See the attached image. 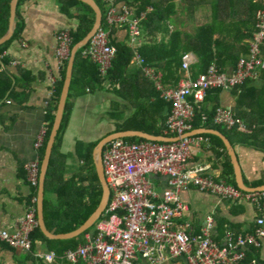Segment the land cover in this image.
<instances>
[{
	"label": "crops",
	"instance_id": "0c3cea01",
	"mask_svg": "<svg viewBox=\"0 0 264 264\" xmlns=\"http://www.w3.org/2000/svg\"><path fill=\"white\" fill-rule=\"evenodd\" d=\"M133 1V6H128L135 15L137 17L144 15L139 24V38L132 44L125 27H114L110 31V42L121 43L132 53L130 64L125 69L126 87L120 86L119 83L113 84L108 75L102 77L99 72L98 80L101 79L102 82H96L91 77L89 83L91 85L85 89H76L71 97L72 109L59 147V152L66 158L64 166L66 179L78 173L86 176L91 171H96L94 149L109 134L133 131L154 137L172 138L165 134V129L164 135L161 136L120 129L135 113L136 105L151 100L149 96L152 94V87H155L164 101L155 83L143 74L135 60V55L140 56L138 52L142 46L167 44L173 33L195 38L201 29H209L214 32V40L222 42L220 52L223 55L219 62L223 63L224 67L219 69L232 73L236 67L232 60H240L247 54V44L254 26V14L251 10L254 6L260 7L258 10L264 9V0H146L148 7L140 13L137 9L141 0ZM122 5L124 2L117 1L118 7ZM155 7L166 10L171 17L164 25L163 33H155L152 28L145 33L141 25ZM105 9L104 5V13ZM17 11L24 21V30L18 39L12 41L8 50L0 54V59L7 58L8 62L2 67L7 69L13 79L11 94L0 104V230L10 233L19 231V220L26 215L35 191L27 179L24 166L37 157L34 143L43 126L46 127L45 115L51 105L53 85L60 76L61 67L55 58L56 36L62 31L73 32L78 26L76 10L71 9L68 15L63 14L56 0H22ZM104 13L102 12L103 17ZM193 46L196 51L197 46L194 44ZM184 47L188 48V42ZM262 49L264 50V46ZM184 54H191L194 57L190 75L195 77L201 74L200 59L196 52ZM262 56L264 59V52ZM148 67L161 75L166 87H174L165 84L161 69ZM180 71L182 78L184 72L182 69ZM218 97V108L234 109L233 112L246 123L248 130L250 128L257 130L256 147L240 142V134L244 131L231 133V139L224 134L238 157L243 183L249 188H255L253 183L264 181V152L260 149L264 146V71L236 93L233 90H222ZM214 98V93L209 94L203 107L211 109L215 105ZM103 118L110 124L109 128L103 127ZM203 129L209 128L201 124L194 130V134L205 135L210 142L193 148L188 168L207 167L208 173L217 181H224L222 177L224 164L229 156L228 151L226 149L225 152L207 133H202ZM128 138H137L129 142L152 141L140 137ZM41 149L38 154L42 164ZM229 160L231 162V158ZM150 180L153 181L154 189L158 193H162L167 187L165 177L150 176ZM44 199L53 202V193L44 192ZM181 200L189 208V212L180 220V224L186 227L188 233L201 232L209 216L214 218L213 238L219 244L224 243L228 232L252 234L256 229L257 213L248 203L224 201L211 193L200 191L195 186L183 191ZM37 248L48 251L42 243L38 244ZM249 254L252 255L250 264L264 263V239L260 241L258 247L248 248L246 255ZM0 264L49 263L22 249L9 250L0 244ZM51 264H62V260L56 257ZM135 264L148 263L138 258ZM163 264L188 263L181 257Z\"/></svg>",
	"mask_w": 264,
	"mask_h": 264
},
{
	"label": "built area",
	"instance_id": "2783aa9c",
	"mask_svg": "<svg viewBox=\"0 0 264 264\" xmlns=\"http://www.w3.org/2000/svg\"><path fill=\"white\" fill-rule=\"evenodd\" d=\"M106 6L104 23L90 38L82 55L97 64L100 75L106 77L116 50L110 45V31L125 27L129 39L139 38V24L144 15L137 17L124 3L102 0ZM264 9L255 13V27L247 44V55L241 58L232 73L211 65L197 77L190 75L194 63L191 54L181 57L184 72L175 87H166L159 73L144 64L140 56L135 60L143 74L152 79L164 101L172 111L165 124V134L174 141L129 142L123 138L111 140L103 149L104 177L109 189L107 207L96 225L95 234H86L84 242L64 253L66 264H135L138 258L148 264H163L183 257L188 264H245L248 248L258 247L264 239V190L242 191L232 184L217 181L207 167L188 168L193 148L209 143L202 134H190L194 129L196 108L201 109L210 90H235L247 81L257 79L264 71ZM72 39L68 31L56 36L55 58L61 67L71 53ZM10 104V103H9ZM205 123L208 118L203 116ZM212 123L226 130L247 132L246 123L230 108H217ZM46 127L43 126L34 143L37 157L25 164L24 169L35 196L24 217L19 220L16 233L0 230V240L15 249H22L46 263H53L56 254L37 248L31 234L39 228L38 201L41 161L38 151L43 147ZM147 176H161L167 180L162 193L155 191ZM190 186L233 203L245 202L257 213L256 229L252 234L228 232L223 244L213 238L215 221L206 218L201 232L191 234L180 220L189 208L181 200V193ZM35 245V250H34Z\"/></svg>",
	"mask_w": 264,
	"mask_h": 264
},
{
	"label": "trees",
	"instance_id": "16d2710c",
	"mask_svg": "<svg viewBox=\"0 0 264 264\" xmlns=\"http://www.w3.org/2000/svg\"><path fill=\"white\" fill-rule=\"evenodd\" d=\"M21 1L22 0L18 2V7ZM56 1L59 3L60 10L63 14L68 15L71 9H75L77 12L76 19L78 21V26L73 32H70L73 48L87 36L91 29H93L95 24V12L80 0ZM94 1L104 13L103 1ZM116 1L124 2L126 5L131 6H133L134 3L133 0ZM11 2L12 0H0V40L7 34L9 30ZM147 7V1L141 0L137 11L142 13L147 9ZM258 9H260L258 6H254L253 10L250 9L254 14V26L249 40H251L254 33L255 13ZM170 17L171 14L166 10H160L155 7L153 12L146 16V20L141 25L143 32L146 33L149 28H152L155 33H163L164 25L168 19H170ZM16 21L17 24L13 37L9 42L0 46V54H3L6 50H8L12 41L18 39L24 30V21L22 20L18 11L16 12ZM186 42H188V48L184 47ZM193 44L197 46L196 51ZM221 44L222 42L219 40H214V32L209 29H201L195 38L191 36L182 37L180 33H173L167 44L144 45L140 48L138 53L144 60L145 65L156 67L163 71L165 84L175 87L181 78V56L186 52L194 51L199 56L201 73L206 72V70L214 63L218 68H223V63L221 64L219 62L223 55L220 52ZM110 45L115 48L116 55L108 72V79L113 84L119 83L120 86L126 87L127 78L125 75V69L130 64L132 53L125 45L121 43L111 41ZM83 50L84 48L78 50L74 56L71 81L63 116L54 139L44 180V192H52L54 195V201L50 202L46 199L43 200V221L47 231L54 235L69 233L77 229L79 226H82L86 220L98 209L103 197V188L95 170L91 171L90 174L86 176L78 173L70 178H64V166L66 158L62 153L59 152L63 133L66 129L72 109V103L70 101L73 93H75L76 89H85L87 86H90L91 84L89 85V83L91 77H93V80L96 82H102L101 79L98 80L100 77L98 66L94 63H91L82 55ZM262 52H264V50ZM232 61L236 66L239 59H233ZM7 62L8 60L6 57L0 59V104L5 100L6 97H8L9 94H11L10 92H12L13 79L11 78L7 69L2 67ZM66 64L67 62H64V64L61 66L59 71V79L54 82L51 105L45 115L46 135L43 141V147L41 149V158L44 155V149L56 113L59 95L65 77ZM248 82L249 81L245 82L241 87H238L233 91L236 93L238 90H241V88L244 87ZM151 91L152 94L149 96L151 100H146L145 103L136 105L135 113H133L132 117L122 125L120 128L121 130L143 131L155 136L164 135L165 124L168 116L170 115L169 113L172 107L171 104H167L162 100L160 94L155 90V87H152ZM221 91V89L208 91L205 102H207V96L211 93H214L215 105L211 109H206L203 107L205 104L204 103L201 109L196 108V118L193 125L194 129H197L201 124H203L205 128L219 130L229 139H231V133L240 130H226L214 125L211 121L215 110L219 107L218 96ZM204 115H206L208 118L205 123L202 119ZM235 115L239 117L237 114ZM256 131V128H250L247 132L240 134V142L256 147V144H258V137L255 135ZM208 136H210L212 140H215L226 152V147L219 137L210 134H208ZM136 139L137 138H125L124 140L135 141ZM95 146L96 145H94V147ZM260 149H262L264 152V146H262ZM229 159V156H227V162L224 164L222 178L228 184H232L237 187L233 166ZM262 184H264L263 180L257 181L252 185L257 187ZM35 193L36 192L34 191L32 197L35 196ZM96 225L94 227H90L78 237L67 240H50L46 238L41 233L40 228H38L31 234V239L34 244L36 241H41L48 251L55 252L56 257L59 260H62V264H66V261L63 258L64 253L67 250L75 249L78 245L82 244L84 242L83 237L86 234H95ZM0 244L4 248L14 250V248L10 247L4 242L0 241ZM35 248L36 247L34 245V250ZM251 259L252 255H246L244 263L250 264L252 261Z\"/></svg>",
	"mask_w": 264,
	"mask_h": 264
},
{
	"label": "water",
	"instance_id": "95a60500",
	"mask_svg": "<svg viewBox=\"0 0 264 264\" xmlns=\"http://www.w3.org/2000/svg\"><path fill=\"white\" fill-rule=\"evenodd\" d=\"M81 2L85 3L88 7L91 8L95 12L96 15V20L95 24L93 26V29L90 30V32L87 34V36L80 41L78 44H76L70 53L67 66H66V73H65V78L63 81L62 89L59 95V101L56 109V113L54 116L53 124L48 136V140L46 142V146L44 149V155L42 157V164H41V175H40V184H39V201H38V220H39V228L41 230V233L48 239L50 240H67V239H73L78 237L80 234L85 232L87 229L90 227H94L97 222L100 220L101 216L103 215L106 207H107V201H108V196H109V189L108 185L106 183L105 177H104V169H103V163H102V153L104 147L113 139L116 138H128V137H140L146 140H152V141H159V142H169V141H174L177 138H167V137H154V136H149L145 133L141 132H133V131H123V132H117V133H112L109 134L107 137L102 139L97 146L94 149V157H95V165H96V171L98 174L99 181L102 185L103 188V197L101 200V203L98 207V209L95 211L93 215H91L86 222L82 225L79 226L77 229H75L72 232L65 233V234H51L47 231L44 221H43V195H44V180H45V175H46V170L48 167L49 163V158L52 150V146L54 143V139L57 133V130L60 126V122L63 116V111L66 103V98L68 94V89L70 85V80H71V74H72V66H73V61H74V56L75 53L79 49H82L86 46L88 41L90 40L91 37H93L96 32L101 28L102 22H103V14L100 8L97 6V3L94 0H80ZM18 2L19 0H12L11 2V17H10V24H9V30L7 34L0 40V46L6 44L11 40L13 37L15 27H16V12H17V7H18ZM234 111V109H232ZM195 131H193L190 134H194ZM202 133H207V134H212L215 135L219 138L222 139L228 154L231 158L232 165L234 167V172H235V180L238 188L242 191H261L264 190V185L255 187V188H249L247 187L242 180V175H241V170L239 166V161L238 157L236 155V152L234 150V147L231 145L227 137L222 134L221 132L217 130H212V129H203Z\"/></svg>",
	"mask_w": 264,
	"mask_h": 264
},
{
	"label": "rangeland",
	"instance_id": "374dc122",
	"mask_svg": "<svg viewBox=\"0 0 264 264\" xmlns=\"http://www.w3.org/2000/svg\"><path fill=\"white\" fill-rule=\"evenodd\" d=\"M87 45V44H86ZM86 47V46H85ZM84 47V48H85ZM86 58V57H85ZM88 59V58H87ZM89 60V59H88ZM103 121L104 122H102V125H103V127H106V128H109V126H110V124L107 122V120L105 119V118H103ZM147 178H150L149 176H147Z\"/></svg>",
	"mask_w": 264,
	"mask_h": 264
}]
</instances>
